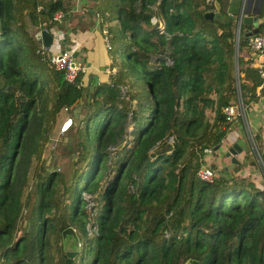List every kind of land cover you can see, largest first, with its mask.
<instances>
[{
    "label": "trees",
    "instance_id": "1",
    "mask_svg": "<svg viewBox=\"0 0 264 264\" xmlns=\"http://www.w3.org/2000/svg\"><path fill=\"white\" fill-rule=\"evenodd\" d=\"M66 1L0 0V264H65L67 226L68 264H264L262 175L196 174L230 129L235 76L245 108L264 91V66L234 54V24L203 16L225 2L88 0L114 70L78 119L81 73L68 82L34 33L61 28ZM64 112L67 182L39 160ZM242 161L233 170L257 166L249 149Z\"/></svg>",
    "mask_w": 264,
    "mask_h": 264
},
{
    "label": "crops",
    "instance_id": "2",
    "mask_svg": "<svg viewBox=\"0 0 264 264\" xmlns=\"http://www.w3.org/2000/svg\"><path fill=\"white\" fill-rule=\"evenodd\" d=\"M224 1L223 10L220 12L231 13L235 15L240 9V5L245 0H222ZM248 10L251 9V5L254 4L257 0H248ZM71 6V16L64 19L62 26L65 29V34L67 35V41H63L62 33L54 36L52 43L50 44L49 50L52 52H57L64 46H70V49L73 52V56L76 61L83 63L84 70L81 73L82 83L87 87L88 82L92 80L93 76L96 77L97 82L107 79L108 74L114 70L113 65H111V53L105 48L106 43L104 41L103 29L97 19L94 18L91 13L86 14L87 10L81 11V6L87 4L90 6L91 3L88 0H68ZM214 2V1H213ZM217 3V1H215ZM218 4V3H217ZM219 6V4H218ZM214 7V5H213ZM211 7L210 9H212ZM220 8V6H219ZM78 16V18H75ZM264 15V2L260 1V9L258 17ZM62 20V19H60ZM84 23H81V21ZM66 22V23H65ZM252 25L244 24L241 26V33L245 30H249ZM34 29V26L30 27ZM59 28V27H58ZM257 33H264V22L260 21L257 24ZM39 30V29H38ZM37 31V30H36ZM35 31V32H36ZM34 32V33H35ZM241 44V42H240ZM239 44V46H240ZM236 52V57L250 59L249 64L252 66H264V57L258 53L251 52L246 45L243 46V52L239 51V47ZM96 82V83H97ZM262 84H264L262 82ZM259 85L256 87V93L259 92ZM246 117L251 133L255 137L256 144L261 150L262 143L261 140H264V91L254 100L248 101L246 107ZM235 143L241 149L236 151L233 156L236 160L232 161L229 155H225L224 151ZM249 145L245 135L243 126L238 122V120H233L230 125V129L227 130L225 137L222 139L218 150L217 155H212V162H207L209 165L216 167V170H219L220 173H225L227 175L233 174L238 176H244L251 179L254 182L260 180L261 171L257 166L252 163H243L239 169L236 171L233 170V166L237 163H242V158L246 151H248ZM255 159V158H254ZM257 167V168H256ZM245 168H247L250 174L245 175ZM242 171L241 174L239 172ZM259 177V178H258Z\"/></svg>",
    "mask_w": 264,
    "mask_h": 264
},
{
    "label": "built area",
    "instance_id": "3",
    "mask_svg": "<svg viewBox=\"0 0 264 264\" xmlns=\"http://www.w3.org/2000/svg\"><path fill=\"white\" fill-rule=\"evenodd\" d=\"M60 16L61 13L57 12L53 16V18L59 20ZM233 24H234V28H233L232 42H233L234 51L237 52L241 40V18L238 17ZM160 26L162 30V25ZM54 29L55 28H51L50 30L54 31ZM104 39L106 41V46L108 47L106 36ZM245 39H246V46L251 52L258 53L264 57V33H256L251 36H247ZM47 55L49 57L50 62L54 65V67L56 69H61L63 71L64 78L68 82H72L77 76V74L82 73L84 70L83 63L75 60L74 56L72 55V50L70 48L69 49L63 48L57 52H52L49 50V54L47 51ZM260 75L262 78V82L264 83V72H260ZM235 88H236V99L233 102L225 104L222 107V111L225 117V125L229 127L233 122V120H238V122L243 126L249 145V150L252 153L253 157L255 158L256 163L258 164V167L261 171V175L264 180V164H263L264 160L260 155V150L256 144V140L253 134L251 133L248 125V121L246 117V108L240 96L237 75L235 76ZM71 121H72L71 116L66 115L62 119L59 125V129H58L59 133L63 134V132H65L66 129L69 127ZM210 151H211L210 148H205L206 153H209ZM196 174L203 180H210L214 174V171L212 170V168L208 163H204L197 168Z\"/></svg>",
    "mask_w": 264,
    "mask_h": 264
},
{
    "label": "water",
    "instance_id": "4",
    "mask_svg": "<svg viewBox=\"0 0 264 264\" xmlns=\"http://www.w3.org/2000/svg\"><path fill=\"white\" fill-rule=\"evenodd\" d=\"M260 1L261 0H257L256 2H254V4L251 5V9L248 10V5H249V1L245 0L244 2L241 3L240 5V9L238 10V12L233 15L231 13H224V12H220L219 11V6L218 4L214 1L213 5L214 7L212 9H208L205 10L203 12V16L207 17L209 19L215 18L217 20H220L222 22H232L234 23V21L240 17L241 18V24H247V25H252V27L249 30H245L241 33V38H246L247 36H251L253 34L257 33V24L260 21L264 22V15L260 16V18L258 17L259 14V9H260ZM93 9L92 8H88L86 14L88 15L89 13H92ZM63 16H60V19L63 20ZM66 23V22H65ZM65 29L64 27H61L59 29H55L54 31L52 30H47V29H39L35 32V37L37 39H39V41L41 42L42 46L47 47L49 46L52 41L54 36H56L57 34H61L62 33V38H64V42L65 40L67 41V35L65 34ZM66 49H69L70 46H64ZM48 54H49V50H48ZM73 54V52H72ZM93 79L90 80L88 82V85L85 89V91L82 93V97L80 98V100L77 102V104L75 105L74 109H73V116L75 118H81L82 115L80 114V110L83 106V101L88 102V98H89V92L90 90H92L94 84L97 82L96 77L93 76ZM86 108H87V104H86ZM68 140V148H70L71 145V137H67ZM262 143V148L260 150V155L262 157V159L264 160V140L260 141ZM218 145L213 146V149H217ZM241 148L239 146H237L235 143H233L231 146H229L225 151L224 154L225 155H229L231 157L232 161H235V158L233 156V154L236 151H239ZM210 167H212V164H210ZM49 170V169H48ZM68 234V236L66 237V235ZM61 241H62V246L63 249L65 250V264H68L69 261L71 260V258L78 252L79 249V243L77 240V237L75 235V232L73 230V228L71 226H67L64 229L61 230ZM182 264H197V262L192 259V258H187L184 260V262Z\"/></svg>",
    "mask_w": 264,
    "mask_h": 264
},
{
    "label": "rangeland",
    "instance_id": "5",
    "mask_svg": "<svg viewBox=\"0 0 264 264\" xmlns=\"http://www.w3.org/2000/svg\"><path fill=\"white\" fill-rule=\"evenodd\" d=\"M70 1V0H69ZM70 2H67L66 1V4H67V6L69 5L70 6V4H69ZM91 3V2H90ZM69 6H68V8H69ZM154 7V6H153ZM70 8H71V6H70ZM69 8V10L71 11V9ZM57 12H60V11H56L54 14H53V16L57 13ZM74 17L75 18H78V16H75L74 15ZM81 21V20H80ZM81 23H84V22H82L81 21ZM53 28H55V27H53ZM104 31V30H103ZM106 36V35H105ZM105 36H104V38H105ZM104 41H105V39H104ZM245 42H246V39H244V40H242L241 41V44H240V48H239V51L240 52H243V46H244V44H245ZM105 43H106V41H105ZM246 45V44H245ZM50 46V45H49ZM48 46V49L50 48ZM51 50V49H50ZM233 50H234V47H233ZM236 52L234 51V54H235ZM236 56V55H235ZM112 71H113V69H112ZM111 71V72H112ZM66 115H69L67 112L65 113H63L62 114V118H64ZM62 121V120H61ZM61 123V122H60ZM58 125H60V124H58ZM58 125H57V127L55 128V129H53L52 131H51V133L49 134V140L48 141H46V145H45V149H44V151L42 152L43 154H41V156L39 157L40 159L39 160H41V164L43 165V166H45L47 169H49V170H56L58 173H59V175L61 176V177H63V179L67 182L68 180H67V178L71 175V173L73 172V165H72V159H73V157H72V154H67V153H65V152H60V146L65 142V143H67L68 144V141L66 142L65 141V136H63L64 134H61V133H59V127H58ZM67 148H68V146H67ZM70 148H71V145H70ZM70 148H68V150H70ZM207 161H209V162H212L213 160H212V158H208V160ZM257 164V163H256ZM258 165V164H257ZM257 168V167H256ZM245 171L246 172H244L245 173V175H248V174H250L249 172H248V170H247V168H245ZM242 173V171H240L239 172V174H241ZM248 173V174H247ZM259 178V177H258ZM27 219V215H26V213H25V215H23V217H20V221H19V224L20 223H22V222H24L25 220ZM68 236V234L66 235V237ZM62 243V242H61ZM62 248H63V246H62ZM70 262V261H69Z\"/></svg>",
    "mask_w": 264,
    "mask_h": 264
},
{
    "label": "clouds",
    "instance_id": "6",
    "mask_svg": "<svg viewBox=\"0 0 264 264\" xmlns=\"http://www.w3.org/2000/svg\"><path fill=\"white\" fill-rule=\"evenodd\" d=\"M59 20H60V19H59ZM55 29H57V28H55ZM55 29H54V30H55ZM47 47H48V46H47ZM48 50H49V49H48ZM48 50H47V51H48Z\"/></svg>",
    "mask_w": 264,
    "mask_h": 264
}]
</instances>
